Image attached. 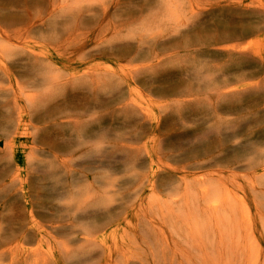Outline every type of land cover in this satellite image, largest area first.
Returning <instances> with one entry per match:
<instances>
[{"label":"rangeland","instance_id":"obj_1","mask_svg":"<svg viewBox=\"0 0 264 264\" xmlns=\"http://www.w3.org/2000/svg\"><path fill=\"white\" fill-rule=\"evenodd\" d=\"M263 213L264 0H0V264H262Z\"/></svg>","mask_w":264,"mask_h":264},{"label":"bare ground","instance_id":"obj_2","mask_svg":"<svg viewBox=\"0 0 264 264\" xmlns=\"http://www.w3.org/2000/svg\"><path fill=\"white\" fill-rule=\"evenodd\" d=\"M1 37H3L2 35H1ZM137 148V147H136ZM139 148V147H138ZM78 184V183H77ZM262 216V219L264 218V213H263V215H261ZM219 219H222V217H220ZM264 220V219H263ZM207 224V223H206ZM211 224V223H210ZM214 225H217L216 226V228H218L217 229V234H218V236L220 237V239H222L223 238V236H225V237H227V238H229V230L231 229V226L229 225V221H228V219H227V217L225 218V220H219V221H217V224H214ZM207 226V225H206ZM213 226V225H212ZM205 228H208V227H205ZM263 228H264V222H263ZM201 224L199 223V221L198 220H195V222H192V223H190V225H189V227H188V232H189V234H191L192 233V236H193V239H195V237H194V235H195V233H196V235H199L200 234V232H201ZM210 231V230H209ZM212 232L214 231V230H211ZM214 233V232H213ZM212 233V234H213ZM216 233V232H215ZM237 233H236V231H235V229H234V236L236 235ZM237 235H239V234H237ZM200 236V235H199ZM214 237V236H213ZM223 247L224 246H221L220 247V249H221V254H219V255H221V259H219L220 261H221V264H222V262H224L223 260L226 258V257H229L230 256V258H229V260L227 261V264H243V262L247 259V257L249 256L247 253H245V251H244V249L243 248H239V247H237V246H234L233 245V247H232V251H230V252H223L224 250H222L223 249ZM105 251V250H104ZM113 252V251H112ZM116 254V253H115ZM119 254V253H118ZM121 254V253H120ZM227 254V256L226 257H224L225 255ZM186 255V254H185ZM217 256H218V254H216ZM116 256V255H115ZM117 259H118V256H116L115 258H114V255H113V253H110V252H103V253H100L98 256H97V258L96 259H93L92 257H88V258H86L84 261L86 262V263H90V262H92V264H95V261H96V263L97 264H100V263H107V264H113L114 262H116L117 261ZM262 264H264V261H263V263Z\"/></svg>","mask_w":264,"mask_h":264}]
</instances>
